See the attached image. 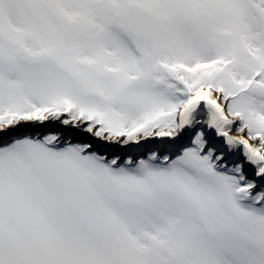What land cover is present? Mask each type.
<instances>
[{
	"label": "snow or ice",
	"instance_id": "obj_1",
	"mask_svg": "<svg viewBox=\"0 0 264 264\" xmlns=\"http://www.w3.org/2000/svg\"><path fill=\"white\" fill-rule=\"evenodd\" d=\"M0 264H264V0H0Z\"/></svg>",
	"mask_w": 264,
	"mask_h": 264
}]
</instances>
